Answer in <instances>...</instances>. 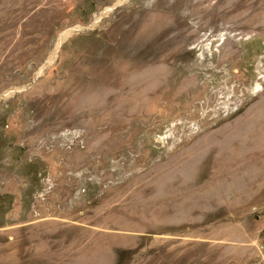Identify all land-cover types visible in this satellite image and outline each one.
Wrapping results in <instances>:
<instances>
[{"label":"rangeland","instance_id":"rangeland-1","mask_svg":"<svg viewBox=\"0 0 264 264\" xmlns=\"http://www.w3.org/2000/svg\"><path fill=\"white\" fill-rule=\"evenodd\" d=\"M2 262L264 264V0H0Z\"/></svg>","mask_w":264,"mask_h":264},{"label":"bare ground","instance_id":"bare-ground-1","mask_svg":"<svg viewBox=\"0 0 264 264\" xmlns=\"http://www.w3.org/2000/svg\"><path fill=\"white\" fill-rule=\"evenodd\" d=\"M67 37V33L66 32H63L59 38H58V41L56 42V45H55V48L54 50L52 51V53L50 54L48 60H47V65L48 64H51L57 57H58V53L60 51V48L64 42V40L66 39Z\"/></svg>","mask_w":264,"mask_h":264},{"label":"crops","instance_id":"crops-1","mask_svg":"<svg viewBox=\"0 0 264 264\" xmlns=\"http://www.w3.org/2000/svg\"><path fill=\"white\" fill-rule=\"evenodd\" d=\"M0 264H4V262L0 263Z\"/></svg>","mask_w":264,"mask_h":264},{"label":"water","instance_id":"water-1","mask_svg":"<svg viewBox=\"0 0 264 264\" xmlns=\"http://www.w3.org/2000/svg\"><path fill=\"white\" fill-rule=\"evenodd\" d=\"M116 6V4L113 5V7Z\"/></svg>","mask_w":264,"mask_h":264}]
</instances>
